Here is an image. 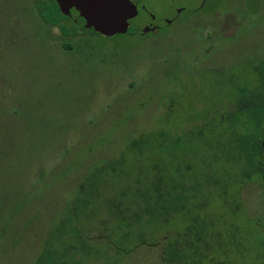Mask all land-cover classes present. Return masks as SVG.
<instances>
[{
  "label": "rangeland",
  "instance_id": "1",
  "mask_svg": "<svg viewBox=\"0 0 264 264\" xmlns=\"http://www.w3.org/2000/svg\"><path fill=\"white\" fill-rule=\"evenodd\" d=\"M201 3L146 0L159 20L187 7L165 32L63 38L42 21L34 0H0V264H34L84 176L131 138L162 129L185 143L161 147L155 139L149 150L135 151V175L170 174L180 160L187 181L199 175L202 185L168 222L155 220L146 233L138 227L119 256L108 248L111 260L180 264L164 263L163 251L190 227L196 236L183 237L192 243L182 248L193 255L187 264H264L261 175L235 158L237 142L218 126L221 119L181 155L189 130L234 108L230 80L255 82L251 64L264 60V0H210L192 13ZM147 18L141 12L134 23ZM243 120L238 128L252 132L251 120ZM101 212L89 233L93 244L115 224Z\"/></svg>",
  "mask_w": 264,
  "mask_h": 264
},
{
  "label": "trees",
  "instance_id": "2",
  "mask_svg": "<svg viewBox=\"0 0 264 264\" xmlns=\"http://www.w3.org/2000/svg\"><path fill=\"white\" fill-rule=\"evenodd\" d=\"M34 3L42 21L48 25L60 26L66 36L78 35L80 25L82 33L102 35L93 28H85V21L82 18L80 21H74L65 15L57 0H34ZM64 45L68 49L72 47L69 40L64 41ZM251 67L256 76L255 82L247 85L236 78L230 80L235 87L232 105L234 108L217 118L212 117L200 129L189 130L185 135H189L190 139H187V147L184 146L182 157L189 151V144L195 139L203 138L204 130L219 118L221 120L218 126H224L222 130H227L230 137L237 142L238 155L235 158L246 162L251 170L253 154L258 147L256 136L264 126V60L251 64ZM242 118L243 121L251 120L252 132L238 128ZM155 139H161V147L171 145L180 148L185 143V138L184 141L168 139L165 129L141 133L130 139L120 155L103 161L88 172L78 184L76 194L64 215L48 231L34 264H117L120 246H126L132 239L136 240L138 227L146 233L150 223L155 220L168 222L173 212L184 209L185 202L195 199L202 177L192 175L191 181L188 182V173L183 170L180 160L174 165L171 175L162 174L158 170L146 172L145 169H140V174L135 175L138 169L131 167L129 156L137 150L141 153L145 149L149 150ZM192 150L195 151L193 147ZM188 168L192 169L193 166L190 165ZM130 169L132 175L129 174ZM243 174L248 181L252 180L250 171L244 170ZM119 182L126 184L124 188L126 192L123 188L118 190ZM103 209L113 217L115 224L108 226L106 234L102 236L103 243L93 244L97 240L89 233L95 230L97 219ZM110 222L113 221L108 223ZM192 232L193 229L189 227L186 233L178 236L180 239L174 243H167L163 251L164 263H169L172 259L180 264L189 263V258H193V255L182 248L192 243L183 237L184 235L195 237ZM140 234L144 233L138 235ZM181 240H184V246ZM108 248L116 250L118 255L116 260H111ZM101 257L104 260H100Z\"/></svg>",
  "mask_w": 264,
  "mask_h": 264
},
{
  "label": "water",
  "instance_id": "3",
  "mask_svg": "<svg viewBox=\"0 0 264 264\" xmlns=\"http://www.w3.org/2000/svg\"><path fill=\"white\" fill-rule=\"evenodd\" d=\"M60 9L70 16L75 7L85 20L87 28H93L104 36L126 33L129 20L138 13L137 6L131 0H57ZM148 27L145 31L150 30Z\"/></svg>",
  "mask_w": 264,
  "mask_h": 264
},
{
  "label": "flooded vegetation",
  "instance_id": "4",
  "mask_svg": "<svg viewBox=\"0 0 264 264\" xmlns=\"http://www.w3.org/2000/svg\"><path fill=\"white\" fill-rule=\"evenodd\" d=\"M131 1L137 6L138 13L135 17H133L129 20L130 24H129L128 31L126 33H119V34H116L114 36L121 35V36H119L121 38H129V37L133 38V37L139 36V35L148 36L151 33L157 34L158 32H161L162 30H164V32H165L166 28L172 26L179 19L180 14L187 9V7H185V6H179L176 8V11H177L176 15H174L172 17H163V20L162 19L159 20V18L156 15H154V13H152V11L150 9H148L146 7V5H145L146 0H131ZM208 1H210V0H202L201 5L199 6L200 8L193 10L194 12H192V13L199 12V10L202 9V7ZM70 11H71V15L69 17L74 21H78V20L80 21V18H82V17L80 16L79 11L75 7H72L70 9ZM141 12H145L146 14H148V18H147V21H140L141 25H137L134 23V20L140 16ZM82 19L84 20V18H82ZM50 26L51 27H58L63 38L71 37V36L64 35L60 26H58V25H50ZM80 26H78L79 34L87 35L89 37L97 36L95 34L91 35V34L82 33L83 32L81 30L82 26L81 27ZM84 27L87 28L85 26V22H84ZM148 27H150L151 29L148 31H145V29ZM87 29H90V28H87ZM75 36H77V35H74L72 37H75ZM107 37H113V36H107ZM63 45H64V43H63ZM71 46H72L71 48L74 47L72 45V43H71ZM71 48H69V49H71ZM256 142H257L258 147L254 151L253 165L250 168H251V171L254 170V172L259 173L261 175L262 180H260V182L258 183V185L260 186V192H261L260 193L261 202L259 204H261L262 209H263V211L260 213V216L262 215V217H264V126H263L262 130L256 136ZM251 181L254 182L253 179Z\"/></svg>",
  "mask_w": 264,
  "mask_h": 264
}]
</instances>
